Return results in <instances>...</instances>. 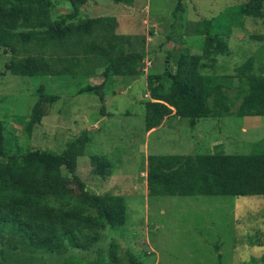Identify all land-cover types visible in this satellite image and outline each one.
I'll return each mask as SVG.
<instances>
[{
  "label": "rangeland",
  "instance_id": "374dc122",
  "mask_svg": "<svg viewBox=\"0 0 264 264\" xmlns=\"http://www.w3.org/2000/svg\"><path fill=\"white\" fill-rule=\"evenodd\" d=\"M246 2L88 0L74 23L111 16L116 20L115 36L97 35L100 30L96 28L91 36L82 38L101 48H107L111 40L127 53L141 52L139 78L110 75L104 80L101 72L106 64L104 58L96 59L95 53L84 63L94 70L92 77H85L83 68L75 76H19L9 68L12 60L24 56L40 55L56 70L69 63L59 58L60 52L51 46L41 47L36 40L17 45L14 52L0 47V131L5 155L0 159L6 161L17 153V160H28L31 152L67 150L74 169L72 173L59 166L61 197L50 198V217L44 210L36 216L32 208L21 217L37 218L45 230L59 225L61 207L74 213L84 209L88 218H96L99 212L82 198L79 182L91 196L122 197L126 208L123 227L82 225L83 233L98 236L88 251L69 250L60 242L55 252L31 253L17 238L6 236L2 241L8 261L13 262L18 252L29 264H63L69 256L91 262L101 254L107 262L108 256L112 257L114 264H264L263 195L152 197L146 188L150 155L247 154L264 149V116L231 113L199 119L191 127L188 119L167 115L156 128L145 129L150 99L146 77L174 70L181 55L199 56L202 74L264 73V0H260L262 16L237 13L235 9ZM71 10L68 0H58L51 8V18L58 20ZM205 19L221 30L214 42L215 53L209 49L206 53L205 37L196 32ZM76 53L81 61L86 60L83 50ZM102 82L103 102L94 92L79 93L87 84ZM39 93L54 94L58 100L43 105L42 118L29 132Z\"/></svg>",
  "mask_w": 264,
  "mask_h": 264
},
{
  "label": "trees",
  "instance_id": "16d2710c",
  "mask_svg": "<svg viewBox=\"0 0 264 264\" xmlns=\"http://www.w3.org/2000/svg\"><path fill=\"white\" fill-rule=\"evenodd\" d=\"M57 1L0 0V47L10 48L14 52L17 45L36 40L41 47L51 46L60 52L59 58L69 63L64 69L56 70L50 67L48 61L44 63L42 56L29 55L18 61L12 60L9 68L11 73L27 77L61 74L75 76L83 68L82 74L92 77L94 70L84 67V63L87 56L95 53L96 59L104 58L106 68L101 72L104 80L110 75L129 78L142 75L141 52L127 53L123 46H116L111 40L107 41V48H101L82 38L91 36L96 28L100 30L97 35L105 33L115 36L114 17L87 18L74 23L80 7L88 0H68L72 10L60 19L53 20L51 8ZM119 1L122 0H115V3ZM235 10L239 14L262 16L260 0H247L244 6ZM234 12L232 15H235ZM217 24L221 26V23ZM220 31L210 20L201 22V28L196 32L205 37L206 53L211 50L217 52L214 42L221 35ZM79 50H83L86 60L79 59L76 53ZM199 62V56L181 55L174 70L167 69L162 74H149L146 77L147 90L150 92L145 108L147 131L160 125L167 115L188 119L191 127H195L199 119L224 117L231 113L239 117L264 116V73L239 71L234 75L223 76L202 74V64ZM103 83L87 84L79 89V93L94 92L103 102ZM56 100L58 96L54 94L39 93L28 123L29 132L42 118L43 105L52 104ZM2 137L0 131V158L5 156ZM67 155V150L58 153L47 150L29 153L28 160H17V153L9 156L6 161L0 159V264H29L28 259L23 262L24 256L21 258L18 252L13 262L5 258L2 239L6 236L17 238L20 246H26L31 253L55 252L60 249V242L69 250L88 251L97 242L98 236L83 233V224L99 227L108 225L112 228L124 226L126 208L123 198L115 195H104L101 198L91 196L81 182L82 198L98 210L96 218H88L90 214L84 209L74 213L61 207L58 210L59 225L45 230L37 218L30 220L21 217V213L29 208L38 214L36 216L42 213L48 217L52 215L50 198L61 197L63 178L59 166H65L74 173ZM146 186L148 195L152 197L264 196V149L247 154L216 152L150 155L147 159ZM17 207L21 209L20 212L15 210ZM42 210L45 212L40 213ZM108 258L110 260L107 262V257L101 254L94 261L87 262L77 256H69L63 264H114L113 258ZM261 261L264 262V254ZM243 264L256 262L246 261Z\"/></svg>",
  "mask_w": 264,
  "mask_h": 264
}]
</instances>
